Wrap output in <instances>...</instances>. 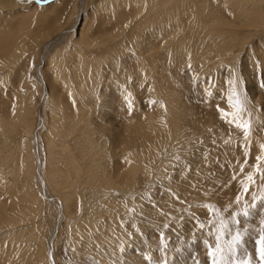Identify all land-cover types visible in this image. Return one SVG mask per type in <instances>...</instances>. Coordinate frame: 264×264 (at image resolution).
<instances>
[{
  "label": "rangeland",
  "instance_id": "rangeland-1",
  "mask_svg": "<svg viewBox=\"0 0 264 264\" xmlns=\"http://www.w3.org/2000/svg\"><path fill=\"white\" fill-rule=\"evenodd\" d=\"M86 3L0 0V264H51L43 185L54 264H257L264 0Z\"/></svg>",
  "mask_w": 264,
  "mask_h": 264
},
{
  "label": "bare ground",
  "instance_id": "bare-ground-1",
  "mask_svg": "<svg viewBox=\"0 0 264 264\" xmlns=\"http://www.w3.org/2000/svg\"><path fill=\"white\" fill-rule=\"evenodd\" d=\"M87 2V0H77V13H76V16H75V19H76V22L78 23V21L80 20V16L82 15V13H83V10H84V7L86 6V3ZM23 4V3H22ZM66 32V31H65ZM69 32V31H68ZM62 34V33H61ZM64 35V34H63ZM58 36V35H57ZM55 37V39H53V40H51L52 42H49L48 44L46 43L45 44V46H44V49H43V54H41V56H39V58H38V60H37V64H36V69H35V76H36V79H37V81L40 83V85H41V87H42V90H43V99H45L46 97V92H47V85H46V81H44L43 79H42V76H41V68H42V64H43V62H44V60H45V57H46V55L51 51L50 49L52 48V46L54 45V44H56V42H59L60 41V39H61V36L59 35L58 37ZM41 121H43V120H39V121H37V124H36V126L34 127L35 129L33 130V132H32V137H31V139H32V141H31V143H32V148H34L35 147V149H37V138H36V136H37V133L35 132V130L37 131V129L41 126V123H43V122H41ZM34 133H36L35 135H34ZM34 136H35V138H34ZM34 150V149H33ZM36 156V155H35ZM39 160V159H38ZM37 161V160H36ZM38 162V161H37ZM39 162H40V160H39ZM38 162V163H39ZM36 165V164H35ZM40 165V164H39ZM38 165V166H39ZM38 166L36 167L37 169H35L36 170V172H35V174H38L37 175V177H38V179L39 180H41L42 179V177H41V175L39 174V169H38ZM41 183H42V181H41ZM42 196H43V198H45L46 199V201L49 203V202H51L52 204H55L56 205V207H57V216H56V223H55V225H54V227L51 229V231H50V237L48 238V241H47V245H48V251H49V253H50V263L51 264H54V261H55V256H54V251L52 250V241H53V239H54V237H55V233H56V230H57V227H58V224L60 223V219H61V216H62V211H61V208H62V204H61V201L57 198V197H55V196H53V195H51V194H49V192L47 191V189H45V187H44V185L42 186Z\"/></svg>",
  "mask_w": 264,
  "mask_h": 264
},
{
  "label": "snow or ice",
  "instance_id": "snow-or-ice-1",
  "mask_svg": "<svg viewBox=\"0 0 264 264\" xmlns=\"http://www.w3.org/2000/svg\"><path fill=\"white\" fill-rule=\"evenodd\" d=\"M233 97L235 98L237 108H241L242 102L239 96L234 92ZM231 99L232 98H230V101ZM238 126L247 128L246 125H238ZM245 134L247 135V132ZM261 147L264 148V146H261ZM247 179L249 181H252L253 178L251 175H249ZM245 191H247V187H245ZM239 199L240 198L237 197V201H239ZM261 199H264V197H262ZM255 207H256V204L253 203L250 206L245 207L242 210V212L238 213V215L247 217L250 214V208H255ZM235 219H236V215H233V220ZM225 227H227V225L222 222L221 223V234L223 233V229ZM217 239L219 240V236L217 237ZM242 240H243L242 235L239 232H237L231 237V240L228 243L227 251L233 257L232 264H251V260L248 257H244L243 259H237L235 257L236 250L239 247V245L242 243ZM255 245H256L255 259L257 260V264H264V229H262L261 232L258 234V238L255 240ZM224 252H225L224 248H222L219 245V243H217L215 252H211V251L209 252V256L212 257L211 264H225Z\"/></svg>",
  "mask_w": 264,
  "mask_h": 264
},
{
  "label": "water",
  "instance_id": "water-1",
  "mask_svg": "<svg viewBox=\"0 0 264 264\" xmlns=\"http://www.w3.org/2000/svg\"><path fill=\"white\" fill-rule=\"evenodd\" d=\"M38 4H43V3H45V2H48V1H50V0H43V1H39V0H35Z\"/></svg>",
  "mask_w": 264,
  "mask_h": 264
}]
</instances>
